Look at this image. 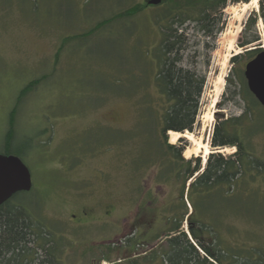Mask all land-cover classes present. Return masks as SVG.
<instances>
[{"label": "rangeland", "instance_id": "obj_1", "mask_svg": "<svg viewBox=\"0 0 264 264\" xmlns=\"http://www.w3.org/2000/svg\"><path fill=\"white\" fill-rule=\"evenodd\" d=\"M150 1L0 0V154L20 158L29 169L33 188L12 204L26 209L33 224L50 235L32 237L16 259L0 254V264L167 262L169 210L182 206V178L171 154L158 158L165 139L161 114L147 112L151 102L162 104L156 56L167 24L157 22L167 5L147 7ZM252 2L228 5L218 33L187 22L183 44L177 45L180 65L206 78L190 134L208 143L211 154L218 153L210 144L218 117L239 116L245 107V70L258 55L247 52L264 49L259 0L243 12ZM135 5L143 11L119 17ZM237 18L243 21L237 24ZM255 18L248 35L260 40L243 49L245 27ZM235 91L241 95L236 102L229 100ZM11 118L15 135L5 151ZM166 136L171 146L194 149L187 138L173 145ZM251 148L264 160V132L251 140ZM220 152L230 156L236 150ZM183 157L200 158L206 166L204 153ZM165 171L171 175L159 182L157 175ZM251 193L258 195L260 214L228 213L222 237L230 250L242 251L246 264H259L251 255L256 249L264 263V174ZM182 229L187 233L188 224Z\"/></svg>", "mask_w": 264, "mask_h": 264}, {"label": "trees", "instance_id": "obj_2", "mask_svg": "<svg viewBox=\"0 0 264 264\" xmlns=\"http://www.w3.org/2000/svg\"><path fill=\"white\" fill-rule=\"evenodd\" d=\"M161 4L167 5V9L165 13L158 15L157 22L167 24L161 27L163 38L156 56L158 71L155 76V87L162 104L151 102L147 112L156 116L161 114L159 120L165 139L159 144V149L164 152H159L158 158L164 159L167 157L165 154H171L176 176L182 178L179 193V202L182 206H172L169 210L168 221L172 226L166 235L168 250L167 262L164 264H246L247 257H242L241 250L232 251L227 247L222 231L227 225L228 217L253 214L255 218L259 213L258 204L256 205L258 195L251 193V186L258 182L261 174H264V160L253 153L251 140L264 132V108L247 90L243 95L245 107L241 115H231L226 120L218 117L210 143L212 149L218 153L210 154L205 167L200 158L194 161L184 159L186 147L168 144L166 135L169 132L194 133L206 86L204 76L180 65L183 61L182 45L178 47L177 45L183 44L181 38L189 30L185 27L187 22L196 24L201 31L207 33L220 32L222 8L220 0H162L159 5ZM147 7H150L149 3ZM142 11V5H135L121 13L119 17L132 18ZM109 21H104L99 26H104ZM255 26L256 18L248 21L241 48L255 45L260 40L255 33L248 35ZM260 52L261 50H254L247 53L253 57V54ZM236 59L233 58L232 62L234 63ZM30 88L32 85L21 92V97ZM239 96L240 93L235 91L229 100L236 102ZM13 123L11 118L5 151L10 149L13 142L15 135ZM180 142H184L183 139ZM227 148H234L236 152L230 156L220 152ZM0 155L10 156L8 153ZM170 172L165 171L157 175L158 181L165 180L171 175ZM19 196L17 194L0 207V254L13 256L15 259L29 249L32 237H36L37 240L50 237L46 235L45 227L33 224L26 209L12 204ZM187 203L192 208L191 214ZM228 213L231 216L227 217ZM185 222L188 223V234L182 229ZM234 252L236 254H233ZM256 255V249L252 250L251 258L258 257L257 262L264 264L263 259Z\"/></svg>", "mask_w": 264, "mask_h": 264}, {"label": "water", "instance_id": "obj_3", "mask_svg": "<svg viewBox=\"0 0 264 264\" xmlns=\"http://www.w3.org/2000/svg\"><path fill=\"white\" fill-rule=\"evenodd\" d=\"M161 1L154 0L149 4L155 5ZM245 78L249 91L264 108V50L247 64ZM32 188V175L22 160L15 156L0 155V207L19 193H29Z\"/></svg>", "mask_w": 264, "mask_h": 264}, {"label": "bare ground", "instance_id": "obj_4", "mask_svg": "<svg viewBox=\"0 0 264 264\" xmlns=\"http://www.w3.org/2000/svg\"><path fill=\"white\" fill-rule=\"evenodd\" d=\"M255 7L257 6V0H253V2L250 5H246L243 9V12H246L247 9L251 8V7ZM243 20L241 18H237L236 19V23L240 24ZM240 32V28L238 30ZM169 136L171 139V143L174 145L176 144V142L184 137L187 138L188 140H190V142L192 143L194 149L193 150H187L185 152L186 158L190 159L192 155L198 156V153H204V159L205 162L207 160V157L211 154L210 150H209V145L208 143L203 142L201 139L196 140L194 138V136L190 133H187L186 135H182L181 133H177V132H169ZM204 151V152H203ZM191 183V182H190ZM189 233V231L187 232V234Z\"/></svg>", "mask_w": 264, "mask_h": 264}, {"label": "flooded vegetation", "instance_id": "obj_5", "mask_svg": "<svg viewBox=\"0 0 264 264\" xmlns=\"http://www.w3.org/2000/svg\"><path fill=\"white\" fill-rule=\"evenodd\" d=\"M220 1H221V8H222L221 12H224L228 8V5H231V4L235 5V4H239V3H249L251 0H220ZM257 4H258V2H257ZM259 4H260L259 5V10H260L259 24L262 25L263 30H264V0H259ZM263 36H264V34H263ZM84 215L88 216L87 213H84ZM72 216L74 218L76 217V215H72Z\"/></svg>", "mask_w": 264, "mask_h": 264}, {"label": "crops", "instance_id": "obj_6", "mask_svg": "<svg viewBox=\"0 0 264 264\" xmlns=\"http://www.w3.org/2000/svg\"><path fill=\"white\" fill-rule=\"evenodd\" d=\"M190 214H191V212H190ZM186 223V222H185ZM185 223H184V226H185Z\"/></svg>", "mask_w": 264, "mask_h": 264}]
</instances>
